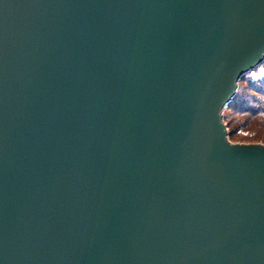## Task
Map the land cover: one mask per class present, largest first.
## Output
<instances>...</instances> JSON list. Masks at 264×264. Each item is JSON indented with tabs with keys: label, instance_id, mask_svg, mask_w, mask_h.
<instances>
[{
	"label": "water",
	"instance_id": "obj_1",
	"mask_svg": "<svg viewBox=\"0 0 264 264\" xmlns=\"http://www.w3.org/2000/svg\"><path fill=\"white\" fill-rule=\"evenodd\" d=\"M263 59L264 0H0V264H264Z\"/></svg>",
	"mask_w": 264,
	"mask_h": 264
},
{
	"label": "trees",
	"instance_id": "obj_2",
	"mask_svg": "<svg viewBox=\"0 0 264 264\" xmlns=\"http://www.w3.org/2000/svg\"><path fill=\"white\" fill-rule=\"evenodd\" d=\"M263 66L264 59L257 66ZM246 72L238 81L236 93L227 103L223 120L233 141L264 143V76L253 79Z\"/></svg>",
	"mask_w": 264,
	"mask_h": 264
},
{
	"label": "rangeland",
	"instance_id": "obj_3",
	"mask_svg": "<svg viewBox=\"0 0 264 264\" xmlns=\"http://www.w3.org/2000/svg\"><path fill=\"white\" fill-rule=\"evenodd\" d=\"M248 76H251L253 79H258V78H261L262 76H264V69H263V66H256L255 68H253L252 70L248 71L247 73ZM228 113V110H226L224 108L223 110V114H227ZM225 123V121H224ZM231 142L233 143H262L264 144L263 142H244V141H233L231 139H229Z\"/></svg>",
	"mask_w": 264,
	"mask_h": 264
}]
</instances>
